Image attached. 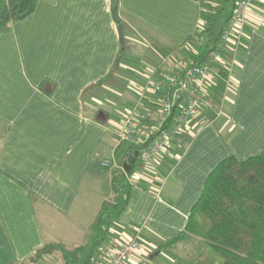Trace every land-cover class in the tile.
<instances>
[{"label": "crops", "instance_id": "crops-1", "mask_svg": "<svg viewBox=\"0 0 264 264\" xmlns=\"http://www.w3.org/2000/svg\"><path fill=\"white\" fill-rule=\"evenodd\" d=\"M116 6L119 23L112 0H36L31 14L0 31V264H35L37 248H69V239L91 229L120 159H112L110 171L99 163L116 154L128 107L157 108L152 85L193 59L189 37L213 12L203 0ZM233 37L202 86L198 114L170 137L169 152L136 162L127 206L110 228L146 249L127 264H163L158 241L183 230L217 163L229 153L264 151V0L246 9L235 44ZM108 74L106 97L91 91L82 98ZM115 103L121 119L112 114Z\"/></svg>", "mask_w": 264, "mask_h": 264}, {"label": "trees", "instance_id": "trees-1", "mask_svg": "<svg viewBox=\"0 0 264 264\" xmlns=\"http://www.w3.org/2000/svg\"><path fill=\"white\" fill-rule=\"evenodd\" d=\"M220 5L219 11H226L234 0H203ZM36 0H0V31L8 23L21 20L31 14ZM232 9V8H231ZM231 12V11H229ZM212 12L205 20L203 31L195 30L189 40L196 46L193 62H203L211 51L219 50V34L215 35V16ZM114 19L117 6L113 8ZM222 28L220 29V31ZM109 74L90 84L82 93V98L90 94L97 85H101ZM95 111L94 118L98 112ZM177 109L174 107L167 124L174 120ZM148 145L120 141L115 152L119 156V165L133 151H139ZM138 156L125 173L119 165L111 172L110 187L113 196L104 199L96 212L91 229L94 231L91 252L88 258L78 262V254L83 246L67 248L62 244L46 243L37 248L33 260L58 251L62 264H87L97 248L106 239L108 230L127 206L132 188L131 175L135 171ZM180 242L191 244L186 257L172 251ZM155 251H165L179 264H264V151L246 158L229 153L207 175L201 193L191 207L183 230L174 238L158 241ZM11 264H26L13 262Z\"/></svg>", "mask_w": 264, "mask_h": 264}, {"label": "built area", "instance_id": "built-area-1", "mask_svg": "<svg viewBox=\"0 0 264 264\" xmlns=\"http://www.w3.org/2000/svg\"><path fill=\"white\" fill-rule=\"evenodd\" d=\"M253 1L255 0H234L229 17L219 34L220 47L229 42L233 35L234 44L237 42V36L245 22V11ZM204 27L205 23H199L195 31L199 33ZM221 58L220 49L211 51L205 61L196 63L188 60L181 63L164 79L154 83L151 88L157 96V108L128 113L124 118L118 143L128 141L141 145L148 142L147 146L137 151L138 161H149L159 153H168L170 137L198 114L202 86L212 74L211 64L220 62ZM229 70L230 68L227 69ZM174 107L177 114L167 124ZM112 163V155H106L99 165L107 168ZM119 167L122 169V166ZM110 228L106 239L97 246L87 264H127L138 250L139 242L136 238L121 240L112 234Z\"/></svg>", "mask_w": 264, "mask_h": 264}, {"label": "rangeland", "instance_id": "rangeland-1", "mask_svg": "<svg viewBox=\"0 0 264 264\" xmlns=\"http://www.w3.org/2000/svg\"><path fill=\"white\" fill-rule=\"evenodd\" d=\"M214 4L216 5V8H214V9L210 8L212 3L208 2V6H205L204 9L209 8L210 12L211 11H213V12H215V11L217 12L218 11V13L215 16V20H214V23H215L214 32H215V35H218L221 32L220 31V21L223 20L226 17L227 12H228L230 7L228 5L226 11H219V4L213 3V5ZM211 67L213 69H215L216 63H212ZM107 80L108 79H106L102 84H105ZM102 84L101 85H97L96 87H94L89 92L93 91V93H94V91H95L98 94V97H100V98H102V96L104 97L105 95H108L107 93H109V90L112 89V86L110 84H105V85H102ZM87 99L88 100L86 101V103H87L86 110L91 112L92 111L91 108H90L91 100H89V98H87ZM93 102H95V101H93ZM210 102H212V104L214 103L213 100H210ZM117 103H115L114 105H111V108H113V110H114V111H112V114H114L113 116L116 117V119H121L123 117V115H122V111L123 110L120 109L119 106H117ZM95 104H96V106L100 105L101 104V100L99 102H97V103L95 102L94 105ZM130 105L131 106L128 107L129 108L128 109V113H130V112H135V113L136 112H140V110L142 109L141 105L134 104V102H132ZM112 106H114V107H112ZM92 113L93 112H91L90 114H92ZM100 116L103 117V115H100ZM115 156H117V154L112 155V159L116 158ZM111 168H112V164L107 167V169L109 171L111 170ZM105 192H106L105 193L106 195L103 198H106V199L112 198L113 191L111 190V188L108 187ZM99 204L97 205V208H98ZM93 236H94V231L92 229H90V228H85L84 230H82V232H80V234L77 237H73V238L69 239L70 241H68V243H70V245H67L69 248H71V247H73V246H75L77 244H81L83 246V249L78 254V262L79 263L84 262L88 258V255L90 254L91 248H92V242L91 241L93 239ZM190 247L192 248L191 244L189 245V244H187L185 242H180V243H177L172 248V251L175 252L177 255H180L181 257H186V254H187L188 250H190ZM144 248L145 247L143 245H140L139 250H146ZM147 250L149 251L148 255H152L153 253H155L154 251H152L150 249H147ZM160 255L162 257H164V259H165L162 262L163 264H176V263H178L172 257V255H170L169 253H167L165 251H160ZM144 262H145V264H150L148 259H146ZM35 264H62V257L60 256V254L58 252L53 251L50 254L45 255V257L43 259H40L39 261L37 260L35 262Z\"/></svg>", "mask_w": 264, "mask_h": 264}, {"label": "water", "instance_id": "water-1", "mask_svg": "<svg viewBox=\"0 0 264 264\" xmlns=\"http://www.w3.org/2000/svg\"><path fill=\"white\" fill-rule=\"evenodd\" d=\"M117 4V0H112V7L114 8ZM118 35L120 39L121 45L124 43V38H123V32H122V25H118ZM137 155V151H133L131 154H129L125 159L122 161V169L125 173H127L130 169V165L134 161L135 157Z\"/></svg>", "mask_w": 264, "mask_h": 264}]
</instances>
